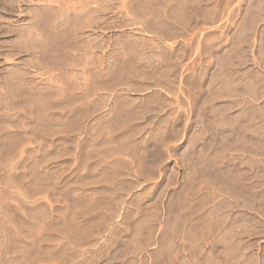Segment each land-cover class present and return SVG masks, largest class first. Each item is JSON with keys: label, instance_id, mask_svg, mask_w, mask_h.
I'll use <instances>...</instances> for the list:
<instances>
[{"label": "rangeland", "instance_id": "obj_1", "mask_svg": "<svg viewBox=\"0 0 264 264\" xmlns=\"http://www.w3.org/2000/svg\"><path fill=\"white\" fill-rule=\"evenodd\" d=\"M0 264H264V0H0Z\"/></svg>", "mask_w": 264, "mask_h": 264}]
</instances>
